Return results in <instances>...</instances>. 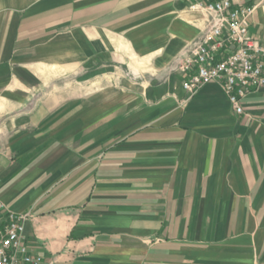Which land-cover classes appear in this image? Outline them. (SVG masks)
Here are the masks:
<instances>
[{
  "label": "crops",
  "instance_id": "0c3cea01",
  "mask_svg": "<svg viewBox=\"0 0 264 264\" xmlns=\"http://www.w3.org/2000/svg\"><path fill=\"white\" fill-rule=\"evenodd\" d=\"M188 5L0 0V201L43 264H264V87L183 89Z\"/></svg>",
  "mask_w": 264,
  "mask_h": 264
},
{
  "label": "built area",
  "instance_id": "2783aa9c",
  "mask_svg": "<svg viewBox=\"0 0 264 264\" xmlns=\"http://www.w3.org/2000/svg\"><path fill=\"white\" fill-rule=\"evenodd\" d=\"M256 3L249 0H189L188 10L205 21L202 36L178 64L183 89L191 96L218 83L238 114L244 100L264 87V45L250 32ZM30 214L10 211L0 201V264H43L25 243Z\"/></svg>",
  "mask_w": 264,
  "mask_h": 264
},
{
  "label": "rangeland",
  "instance_id": "374dc122",
  "mask_svg": "<svg viewBox=\"0 0 264 264\" xmlns=\"http://www.w3.org/2000/svg\"><path fill=\"white\" fill-rule=\"evenodd\" d=\"M178 64H179V62H177L175 65H174V71H176L177 70V68H178Z\"/></svg>",
  "mask_w": 264,
  "mask_h": 264
}]
</instances>
